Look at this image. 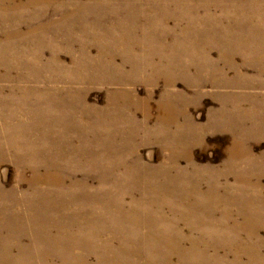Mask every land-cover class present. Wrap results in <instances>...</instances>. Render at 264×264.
Listing matches in <instances>:
<instances>
[{"label": "rangeland", "instance_id": "374dc122", "mask_svg": "<svg viewBox=\"0 0 264 264\" xmlns=\"http://www.w3.org/2000/svg\"><path fill=\"white\" fill-rule=\"evenodd\" d=\"M123 1L118 7L113 0V11H80L93 2L0 0V220L24 227L42 209L56 237L54 219L74 217L75 240L88 249L111 245L106 264H165L156 249L143 250L149 230L111 208L123 205L152 213L167 251L180 245L188 253L197 244L205 252L186 263L254 264L260 254L256 264H264V13L235 11V2L254 8L264 0H200L207 10L198 14L177 13L164 0H146L143 8ZM206 17L224 22L225 44L218 29L198 24ZM159 184L186 189L190 201L199 200L194 212L202 219L175 215L178 198L145 194L144 186ZM98 214L111 217L91 220ZM247 218L258 235L242 230ZM238 238L257 252L229 249ZM135 240L141 257L133 254L141 251ZM5 243L11 249L1 257L13 264L101 258L74 245L71 253H44L29 234L4 233L0 248ZM161 253L169 264L182 262L177 252Z\"/></svg>", "mask_w": 264, "mask_h": 264}, {"label": "bare ground", "instance_id": "6f19581e", "mask_svg": "<svg viewBox=\"0 0 264 264\" xmlns=\"http://www.w3.org/2000/svg\"><path fill=\"white\" fill-rule=\"evenodd\" d=\"M40 1H43L44 4L48 5V4H51L52 2L58 1V0H40ZM90 1L93 2L91 4L92 6H89V5L85 6V7L83 6V8H80V11H85V10L96 11L95 9H98L100 11L101 8L104 9V10L106 9V10L113 11V8H115V7H113L111 5L113 0H111L108 3H105V4H103L101 2V0H90ZM148 1L152 2L151 0H148ZM148 1H146V0H134V2L136 4H138L139 2L140 3L143 2V4H141L142 5L141 8H143V6L146 5L145 3L148 2ZM164 1L167 2V7L168 8L170 6H174L176 8V12L177 13H180L181 11H188L189 13H186V14H190V12L198 14L200 11L207 10V8L201 7L202 6L201 3L200 4L196 3L197 1H200V0H195V3H189V4L185 5V6L180 3L182 0H180V2L178 0H175V1L174 0H164ZM235 1H238V0H235ZM244 1L248 5H251L250 2H255V0H244ZM121 2L125 3L123 0H119V1L116 0V6L120 7L121 6ZM152 3L154 5L155 1H153ZM31 4H32V2L28 3V5H31ZM195 5H199V6L198 7H194ZM254 6H255L254 8H249V7L246 8V7H244L242 2L241 3L240 2H235V11L238 10V11H243V12L247 13L249 11H253V9H254V12L256 14L264 13V7L263 6H256V5H254ZM151 8L153 9V6H151ZM114 10H117V9H114ZM213 10H218L221 13H227L226 9H222L220 7H215ZM179 16H182V15H179ZM212 19L206 17L205 20H199L198 24L205 25L207 23L209 25L208 26L209 29H212V30L213 29L214 30L218 29L217 30L218 33H219L218 35H222L223 34L222 36H224L223 39L219 38V44H225V42H227V37L225 36L224 32H221V29H222L221 26L224 24V22L222 20H216V19L212 20ZM206 20H210V22H206ZM133 35L134 36L138 35V32L134 31ZM259 36H262V37L264 36V29L261 31ZM92 39H93V41L97 42L99 40L104 39V37L103 36H94ZM126 42H127V39L124 36V39L122 40L121 44L124 45ZM133 45H136V43L131 44V46H133ZM223 57H226V55H223ZM236 150L237 149L235 148V151ZM134 181H135V179H134ZM167 181H169V180H167ZM135 183H136V181H135ZM169 183H171V182H169ZM149 185H151V184H149ZM134 188L137 189V186L134 185ZM144 189H149V190H146L145 194H148V193H151V192H152L151 193L152 195H160V194H162V195L167 196L168 199H170V201L172 200V202L175 201V198H178L179 202H181V206H180V204L177 206V208H176V206H174L175 204L173 206H171L172 207L171 211L175 215L180 211V214H181L182 218L185 219V220H190V219L199 220V219H202L201 215L198 216L194 212V210L197 212L196 208H197L198 203H199V202L197 203V201H199V200H195L194 199L196 202L190 201L189 199H193V198H191L188 195L186 189H182L181 188V189H179L180 191H175V190H170L168 188V186H165V185L161 186V187L158 186L157 188H153V187H149L148 188V185H147L146 187L144 186ZM153 191H155V193H153ZM204 198L207 199V197L205 195H204ZM208 199H209V197H208ZM156 200H157V198H154L153 200H151L150 204H147V206L152 205V204L156 205V203H157ZM243 200L246 203H250L252 201V199H250V198L243 199ZM136 202H138V201H136L135 198H134L133 203H136ZM111 206H109V207H111ZM116 207H119V208H117V210H116L117 212L116 213L119 214L118 217L120 219H122L121 221H123V219H124V220H126V222H131L132 223V225H131L132 227H133V225L134 226L138 225V227H140V228H147V231L149 230L148 234L146 235V239L142 240V245H143V247H145V249H143V250H145L146 252L149 251V253H154L155 249H156V252H159L161 257L164 256L163 257L164 258V262L163 263L169 264L170 260H169V258L165 259L166 256H165V254L161 253L162 250H163V252H166V254L176 253L177 252L178 256L180 257V261H182V262H180L181 264H190V263H186L185 261L190 262L191 261L190 259L193 258V257L201 258V256H206L205 252H202L197 244H194L193 248L188 253L183 252V250H182L183 248H181L180 245H179L178 248L175 247L172 250L168 249V251H167L166 247H163L159 243L161 241V237L157 236L158 233L156 235L155 228L153 229V227H152L155 220H154V216L152 215V213L149 210H146L145 212H141V211H138L140 209H137V208L135 209L134 207H132L129 210H126L123 205H121V206L113 205L111 208L112 209L113 208L116 209ZM106 209L107 208H105L104 210H106ZM198 210H199V208H198ZM207 214H208V212H205L203 217L210 218V216L207 215ZM21 217H23V216H21ZM79 217L80 216L78 214V220H83L84 219L83 217L81 219H79ZM107 217H111V216H109L108 214L105 217H102L101 214H98V215H95V216L92 215L91 220H94V219H105ZM157 217H159V218H157L156 221H163L162 215L157 216ZM28 218H29V224L25 225V223H24V227H23V224H21V227H20L19 224H18L19 221L15 222V220L14 221L12 220L13 221L12 224H15V225H13V226L11 225V227H9L10 225H8L7 223L12 222L11 218H7V219H5V221H1L0 220V227L2 228V230H3V228L4 229L6 228L3 232L5 234H7V236L10 239L13 236H17V237L21 238L24 234H29V236H31L33 238L34 242H35L34 245H36V247L42 249L44 251V253H46V251H48V253L50 251H52V252L58 251V252H61L63 254L64 253H69L70 252L69 251L70 248L72 247V245H74V246L79 247V248L83 247L84 250L86 248L87 250H85V251L87 252V255H88V253H91V252L92 253H101V258L99 259V264H106V262H107L106 258H103V256L105 254L108 255V254L111 253L110 249H109L111 245L110 244L100 245V244L94 243V244H96L94 246V248L88 249L89 246L87 244H89V243H86L83 240H80V241L75 240V238L73 237V232L71 231V227L72 226L73 227L77 226L76 224H74L71 221L74 217H70V216L65 217L64 215H59L58 218L54 219V221H56V220L59 221V222L60 221H64L66 223V225L62 226L61 224L57 223V221L54 222L53 228H54V230L56 229V235H57L56 237H54L53 231H51V229H47L46 228L45 222L49 221L50 218H47L44 210L40 209V212L36 216L35 219L34 218L32 219L30 217H28ZM224 220L227 221L228 219L224 218ZM139 223H144V225L143 224H139ZM5 224H7L8 226H6ZM146 224H147V226H146ZM223 228H226V229L230 228L231 229L233 227L229 226V224L224 223ZM242 230H246V233L249 232V234L251 236L258 235L257 234L258 233L257 232L258 229H255L254 226L249 224V219L248 218H247V224H246V226L244 228H242ZM4 233H1V231H0V238H2V234H4ZM235 233H237V234L240 233V230L236 226H235ZM100 235H99V233H91L90 239H92L94 242H97V239H100V237H99ZM250 241L251 240H248L247 242H250ZM134 242L137 243V240H135ZM139 244H140V241L137 243V245L133 244L134 245L133 249L141 250L142 248L139 247ZM10 249H11V243L10 244L9 243H7V244L5 243V245H3V247L0 248V264H13L12 261L9 259V257H7V258H2L1 257V255L4 256V254L9 253ZM18 249H19L20 252H22L21 255H23V256L30 255L31 251H32V250H29V248H24V249H22V251H21V247H18ZM229 249H233V250H235V252H237L238 254H241V255L242 254H246L247 256L252 255V254L257 252L251 245H249V244L245 245L243 242H241L239 238H238L237 244L234 247H230ZM140 252L143 253L144 251H142V250L141 251L133 250V254L135 255L137 253L138 257L142 256V254ZM251 257H253V259H254V256H251ZM259 257H261L260 254H259V256L256 257V259L259 258ZM256 259L254 260V264H256ZM62 261L66 262L64 259ZM74 262H75V264H89L88 256L85 257L84 259H78V260H75V258H72V259L68 260V262H66V263L74 264ZM29 263H30L29 259L28 260H24L23 259V264H29ZM145 263L147 264V261ZM208 263L209 262H202V263H199V264H208ZM236 263H238V260L236 261ZM212 264H219V263L217 261H214V262H212Z\"/></svg>", "mask_w": 264, "mask_h": 264}]
</instances>
